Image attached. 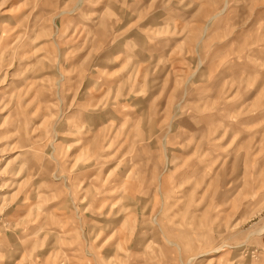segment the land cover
Returning a JSON list of instances; mask_svg holds the SVG:
<instances>
[{"label":"rangeland","instance_id":"obj_1","mask_svg":"<svg viewBox=\"0 0 264 264\" xmlns=\"http://www.w3.org/2000/svg\"><path fill=\"white\" fill-rule=\"evenodd\" d=\"M1 33L0 264H264V0H0Z\"/></svg>","mask_w":264,"mask_h":264},{"label":"bare ground","instance_id":"obj_2","mask_svg":"<svg viewBox=\"0 0 264 264\" xmlns=\"http://www.w3.org/2000/svg\"><path fill=\"white\" fill-rule=\"evenodd\" d=\"M79 2L81 3L82 2V0H79ZM79 5V4H78ZM227 6V2H224V8ZM221 12H222V10H221ZM215 17H217V16H213V17H211V19L210 20H212V19H214ZM208 27V26H207ZM208 30V29H207ZM204 33V32H203ZM2 34L3 33H1L0 34V38H2ZM4 39V38H3ZM5 45H7V42L5 41ZM17 121L19 122V124H20V121L17 119Z\"/></svg>","mask_w":264,"mask_h":264},{"label":"crops","instance_id":"obj_3","mask_svg":"<svg viewBox=\"0 0 264 264\" xmlns=\"http://www.w3.org/2000/svg\"><path fill=\"white\" fill-rule=\"evenodd\" d=\"M66 234L68 235L69 234V236H70V232H71V230L68 228V229H66Z\"/></svg>","mask_w":264,"mask_h":264}]
</instances>
